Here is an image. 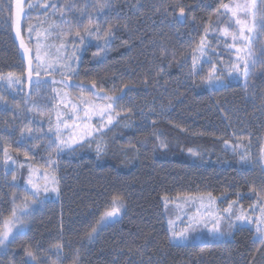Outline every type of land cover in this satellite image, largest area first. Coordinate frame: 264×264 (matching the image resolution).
Listing matches in <instances>:
<instances>
[{
	"label": "trees",
	"instance_id": "trees-1",
	"mask_svg": "<svg viewBox=\"0 0 264 264\" xmlns=\"http://www.w3.org/2000/svg\"><path fill=\"white\" fill-rule=\"evenodd\" d=\"M232 1L113 0L112 19L130 34L117 33L102 57L88 46L77 79L87 88L95 82L96 90L117 95L127 85L116 106L134 118L135 126L109 131L107 152L99 160L91 155L62 158L59 201L33 206L26 227L6 248L0 247V264H25L31 260L27 251L42 264H75L77 253L78 264H264V250L246 228L220 239L202 231L183 246L171 245L162 203L165 197L211 193L247 208L252 192L264 189V75L251 77L248 88L226 80L225 87L208 92L190 74L193 50L206 29L216 52L213 60L232 65L233 56L217 33L231 23L221 5ZM9 5L10 0H0V77H23L25 100L28 70L14 38ZM68 21L76 23L73 16ZM258 41L264 42V34ZM43 79L48 87L55 84ZM14 104L11 108L24 109L23 115L0 110V220L9 215L13 195L16 203L26 195L21 157L38 164L28 155L36 144L22 138L27 108ZM5 148L16 159L13 171L4 167ZM243 154H248L247 165L241 164ZM114 195L123 200L120 216L89 241L87 233Z\"/></svg>",
	"mask_w": 264,
	"mask_h": 264
},
{
	"label": "snow or ice",
	"instance_id": "snow-or-ice-1",
	"mask_svg": "<svg viewBox=\"0 0 264 264\" xmlns=\"http://www.w3.org/2000/svg\"><path fill=\"white\" fill-rule=\"evenodd\" d=\"M50 6L55 14V10L58 8V3H50V5H45V7ZM76 5L74 3L66 2L63 5H59L60 10V23L57 24L55 21L53 23L48 24L47 27H40L37 29L35 25H29L28 33L29 40L31 42V33L33 31L36 32V47L34 56L31 54L32 50L27 47L24 43V40H20V47L24 50V56L28 62V71H27V79L29 84V91L26 94V99L24 101V105L27 108L29 100L33 95V89H41L43 85H47L49 83L48 80L41 79V75L48 74L51 75L56 72H60L62 79L59 81L60 84H64L65 87H78L82 91L87 90L92 93L93 97L96 99H101L107 101L102 105L96 104L93 100L86 99L85 97H80L79 104H71L73 114L68 117V119L73 120H81L84 121V126L82 130V134L80 135V139H84V133L87 136H92V131L89 130V124L87 121H91L92 117L98 116L100 120L103 122L106 118L107 125H112L113 117L112 112L115 110L116 104L118 101L123 99V93L127 90L128 86L125 85L123 88L119 90L121 93L117 95L113 93L111 95L104 93L103 89L99 91H93L97 88L95 82L92 83L91 88H87L86 85L81 82L80 84H72L71 81L75 75V72L72 69L71 57L67 56V41L63 40L62 37L67 35L71 38L72 29L69 28L67 33L64 32L62 25L69 23L66 19V13L70 12L73 7ZM12 5L7 6L8 11L10 12V19L12 20V26L16 31V36L20 38L21 36V21L22 18L29 15L28 12L25 11L22 0H15L14 7L15 11H12ZM36 5L29 4L28 9L35 8ZM94 9H97V15H100V10L107 9L111 7L109 0H96V3L93 5ZM221 7L225 10L224 15L231 13V16L234 18L235 25L237 27L236 31H230L232 28V24L229 23L225 28L220 31L224 34L225 37L231 35L232 44L229 46L230 48H235L237 53L236 62L231 65L230 68L227 69L229 77L238 76L242 77L244 80L245 87H248L249 77L252 76L255 78L257 75H264V67H262L261 72L258 74L253 70L256 68L257 64L264 65V42H261L260 47L258 49L255 48V43L258 34H264V0H246V2H237L235 4H222ZM179 15L181 18L185 15V9L180 7ZM75 19V18H74ZM91 25V20H90ZM77 26H79V22H77ZM112 28L111 26L104 31V45L106 48L110 45L112 39ZM207 29L205 33L207 35ZM101 28L99 26L92 27L88 26L83 29V31H76L75 36L79 38L80 44H85L89 37L96 36L98 39L100 38ZM50 39H59L61 40L60 45L57 47L51 43H49ZM75 45V41H73ZM97 47H101L97 45ZM55 48V53H53L52 49ZM103 50V48L101 49ZM199 52L201 56L204 55L206 51V46L204 40L201 41L200 45L193 50V63H192V75H195L198 71V57L195 55L196 52ZM75 55V53H73ZM59 64L61 67H57ZM218 72L222 73V70L219 69L215 64L212 65V70L208 73V75L203 78L204 82L211 88L217 84L223 85L222 74L217 75ZM33 74H35V79H33ZM7 79L9 87H13L16 85L23 84V79L21 77H17L12 73H9L8 76L0 77V80ZM68 81L69 83H65ZM52 83H56L55 80ZM53 93L56 98H60L61 103H63V95L61 94L59 89L53 88ZM66 95V94H64ZM4 98L0 96V100ZM68 107V104L64 105ZM33 108L41 109V105L39 100L32 101L31 108H27L28 111H31ZM81 108H83V116L79 115ZM43 110V109H41ZM128 111H131L130 109ZM24 109H20L15 115L17 117L23 115ZM119 115V113H117ZM126 119V117H125ZM31 123V121H30ZM61 123L64 124V127H70L66 121H62L61 115L59 112L56 114V128H55V139H51L49 137V148H53V151L58 155L63 152L65 149L74 150L73 144L77 143V138L74 136L70 141H66L62 138L61 132ZM52 122L51 118H49V129L48 132L52 133ZM105 125L102 123L99 127L96 128L97 132H102V128ZM76 127H80V125H76ZM32 130L29 129V138L30 139H39V137L32 136ZM23 135V133H22ZM86 142V141H85ZM228 142L225 141V144ZM239 147V146H236ZM105 150L104 146L97 144V154L100 155ZM191 152L192 150L189 149ZM196 155L195 152L192 153ZM243 158V157H242ZM9 161L13 164L16 163V160L13 159L8 154L7 148L4 149V165L7 168ZM48 166L54 167L55 162L52 160L51 154L49 155ZM30 175L27 178L24 188V192L26 193L24 199L20 203H16L18 199L17 196L13 195L12 200V208L7 217H4L0 220V247H7L6 242L11 243L16 235L20 234V232L26 227L27 218L34 211L33 206L39 205L43 203V199L47 198V194L55 193L57 196L59 195L58 189V181L56 177L50 176L47 172L44 173L45 183L41 186L38 183V179L34 180L32 173H37V177L39 175L37 169H33L30 167L29 169ZM17 177L13 175L12 180L15 182ZM13 186H17L13 184ZM44 193V198L41 197V193ZM257 195V204L253 207V211L255 208H259V216L252 217L247 214L244 209L236 210L235 204L236 202H231L227 208L223 210L222 214H216L213 211L215 205V198L212 197L211 193L207 196V204H205V198H198L200 201V208L197 209V215L188 217L190 223L188 226L181 232H176L174 228V222L169 221V230L171 232L172 240L178 242H184L188 240V233L190 231H195V227L201 223H208V220L205 217H209L213 220V227L209 229V234L214 238H225L231 234V230L235 228H243L247 225L255 224V237L254 240L258 241L261 246H264V189L255 193ZM124 208L122 197L113 196L111 198V203L109 207L101 214L99 220L96 221V227H93L90 232L87 233V239L89 241L94 240L96 235H98L99 230L106 226V224L110 221H114L117 217L120 216L122 210ZM203 209V211H201ZM227 221V227L229 231H224L222 228L223 222ZM171 242V241H170ZM57 259L60 258V253L62 250V246L58 243L55 246ZM26 255L31 258L30 261H26L25 264H31V262H36V264H42L41 261L37 260V257L34 255L32 251H27ZM78 253L76 257L75 264H78Z\"/></svg>",
	"mask_w": 264,
	"mask_h": 264
},
{
	"label": "rangeland",
	"instance_id": "rangeland-1",
	"mask_svg": "<svg viewBox=\"0 0 264 264\" xmlns=\"http://www.w3.org/2000/svg\"><path fill=\"white\" fill-rule=\"evenodd\" d=\"M23 6L26 12L29 13L28 16L22 18L21 21V36L18 38L16 36V31L13 28L14 32V38L16 43H18V48L20 51V54L22 58L24 59L27 70H28V62L27 59L24 56V50L20 47V40L23 39L24 43L27 47H29L32 52L31 54L34 56L35 54V47H36V32L33 31L31 33V42L29 40V33H28V27L29 25H35L37 29L40 27H47L48 24L53 23L54 21L59 24L60 23V10H59V5H63L67 2V0H22ZM237 2H246V0H233L230 5L235 4ZM259 3V0H257ZM10 3L12 4L13 8L12 11H15L14 3L15 0H10ZM50 3H58V8L55 10V14H53L54 10L48 6L45 7V5H50ZM68 3H74L76 6L71 9L70 12L66 13V19L69 20L71 16H73L76 19V23L73 25H67L63 24V30L65 33H67L68 29H72V36L71 38L65 35L62 37L63 40L67 41V56L71 57V64H72V69L75 72V75L71 81L72 84H79V80L77 79V72H78V66L80 62V57L83 52H85L86 48L88 46H94L96 47V53H99L100 57L104 56L106 54V50L108 47L104 48V31L107 30L110 26L112 28V41H114V37L117 33L119 32H125L126 34L128 31L124 30L122 28V24L119 23L116 20H113L112 17H114V4L113 0H109V3L111 7L107 9L100 10L101 14L97 15V9H94L93 5L96 3V0H72ZM29 4H34L36 5L35 8L33 9H28ZM89 5V6H88ZM84 6V7H83ZM88 6V7H87ZM224 9L222 8V14L224 13ZM224 15V14H223ZM226 18L231 22L232 28L230 31H236L237 27L235 25L234 18L231 16V13H228L225 15ZM110 18L112 21H110ZM90 20H91V25H90ZM77 22H79V26H77ZM92 26L96 27L99 26L101 28L100 32V38L98 39L96 36L89 37L87 42L85 44H80L79 43V38L75 36L76 31H83L85 27ZM219 38L224 44L222 46L226 51L230 52L233 56V61L232 64L236 62V56L237 53L235 51V48H230L229 46L232 44V39L231 35L225 37L224 34L220 31L217 32ZM208 36L210 34H207L203 37L202 40H204L205 46H206V51L203 56L200 55V53L197 51L195 55L198 57L199 63L197 65L198 71L194 76V79L199 83V85L206 91L211 92L214 90L221 89L226 86V80L231 81V82H241L243 83L244 87V80L242 77L238 76H232L229 77L227 69L230 68L229 66L225 65L221 61H215L213 60V57H216V52L211 49L210 44L208 42ZM259 37L260 34H258L256 43H255V48L258 49L260 47L259 43ZM73 41H75V45L73 44ZM49 43L59 46L61 43V40L59 39H50ZM110 43V44H111ZM201 43V42H200ZM199 43V45H200ZM97 45H100L101 47H97ZM103 48V50H101ZM53 53H55V48L52 49ZM75 53V55H73ZM194 54V53H193ZM193 58V56H192ZM193 63V59H191V65ZM215 64L219 69L222 70L221 72H218L217 75L222 74V79H223V85H215L213 87H209L205 82L204 79L208 73L212 70V65ZM57 67H61L59 64H57ZM262 67L264 65L257 64L256 68L253 70L254 72L259 73L261 72ZM17 77H21L19 75H15ZM7 77V76H6ZM5 77V78H6ZM252 76L249 77L248 80V86L251 85L252 80L255 79L253 78L250 80ZM23 79V77H21ZM41 78H48V79H53V80H61L62 76L60 72L53 73L51 75L48 74H43L41 75ZM33 79H35V74H33ZM28 82V79H27ZM24 79H23V84L21 85H16L13 87H9L7 79L0 80V96H2L4 99L0 100V110L5 111V112H14L17 113L20 111V109H12L11 105L17 102V105L19 106H24V103L22 102L24 100ZM65 83H69L66 81ZM263 85H260L261 88V93L263 92V98H264V80H263ZM56 88L59 89L61 94L63 95V103H61L60 98H56L55 94L53 93L52 89ZM246 88V87H245ZM248 88V87H247ZM100 89L96 90L94 89L93 91H99ZM33 95L29 98L30 102L27 108H31L32 106V101L39 100V103L41 105V109H36L33 108L31 111H26L25 115L27 118L25 119V125L24 129L25 131L23 132L22 138L27 141H32L36 145L31 147V154L28 153L30 157L33 158L34 161H37L38 164H35L34 162H27L23 157H21L22 161V166L26 169V176H25V181L23 184V189L25 188L26 180L30 175V167L33 169L38 170V177L37 173H32L33 179L37 180L38 183L43 186L45 183L44 180V173L47 172L50 176H55L56 180L58 181V189H59V195L57 196L55 193H49L47 194V198L43 199V201H50L53 203H56L59 201L60 198V180L58 177V171L60 168V162L63 157H76V156H89L91 155L94 157L95 160H99L102 158L105 153L107 152V140H106V134L116 128H124L125 130H130L135 126L134 118L130 117L128 114L123 112V110L116 106L115 110L112 112L113 117L115 119L113 120L112 125H107L106 118L102 122L98 116L92 117L91 121H87L89 124V130L92 131L93 135L92 136H87L86 133H84V139L81 140L79 137L82 134L83 126H84V121L81 120H73V119H68L69 116L73 114L72 107L70 106L71 104H79V98L80 97H85L86 99L93 100L94 103L96 104H104L107 103L105 100L101 99H96L93 97L92 93L87 91V90H81L80 88H75V87H65L64 84H52V85H43L41 89H33ZM254 91L250 92L247 94V98H251V95H254ZM113 93H118V92H112L108 91L107 94L111 95ZM259 93V92H258ZM66 94V95H64ZM26 99V97H25ZM15 100V101H14ZM25 101V100H24ZM23 103V104H21ZM68 104V107H65L64 105ZM15 105V104H14ZM57 112L60 113L62 121H66V123L70 126L65 128L64 124L61 123V132H62V138L66 141H70L74 136L77 138V143L73 144L74 150H68L65 149L63 152L59 153L58 155L53 151V148H49V137L51 139H55V128H56V114ZM119 113V115H117ZM263 114V113H262ZM79 115L82 117L83 116V108H81ZM145 115V114H144ZM126 117V119H125ZM49 118H51L52 122V128L53 132L49 133ZM31 121V123H30ZM104 124L105 126L102 128V132H97L96 128L99 127L101 124ZM76 125H80V127H76ZM29 129L32 130V136L33 137H39V139H30L29 138ZM22 141V140H21ZM86 141V142H85ZM97 144H100L104 146L105 150L98 155L96 148ZM36 147V148H35ZM35 148V149H34ZM34 149V150H33ZM8 154L13 157L14 160L15 157L8 152ZM51 154L52 160L55 162L54 167L48 166V161H49V155ZM263 168H264V147H263ZM247 155L248 154H243L242 159L243 162L241 164L247 165ZM24 159V160H23ZM15 164H13L11 161H9L8 167L6 168L5 165L4 167L9 170L13 171L15 168ZM263 188H259L256 191L252 192V197L253 200L251 201V204L249 207H244L241 205L238 200H227L226 197L223 198H215V205L213 208V211L216 214H222L223 210L229 206L231 202H236L235 208L236 210L239 209H244L249 216H252L253 218L256 216H259V208H255V211H253V207L257 204V195L255 194L256 192L260 191ZM45 194L42 192L41 197L44 198ZM207 196L208 194H195V195H185V196H176V197H165L162 199L163 207L167 212L166 215V224L169 230V221L174 222V228L176 232H181L183 231L188 224L190 223L188 217L190 216H195L197 215V209L200 208V201L198 198L204 197L205 198V204H207ZM213 197V196H212ZM203 211V209H201ZM205 219L208 220L207 225L201 223L195 227V231H190L188 233V239L191 238L192 236H199L202 231L204 232L203 236H210L212 239H220V238H214L209 234V229L213 227V220L209 217H205ZM222 228L224 231H229L227 227V221L223 222ZM249 229L253 233L254 237L256 235L255 233V224L252 225H247L243 228H235L231 230V233L233 231H236L238 229ZM170 231V230H169ZM171 234V232H170ZM229 239V238H227ZM188 241V240H187ZM187 241L184 242H178V241H173L172 236H171V245L173 246H183L187 243ZM254 242L258 245L259 250H264V246H261L258 241L254 240Z\"/></svg>",
	"mask_w": 264,
	"mask_h": 264
}]
</instances>
